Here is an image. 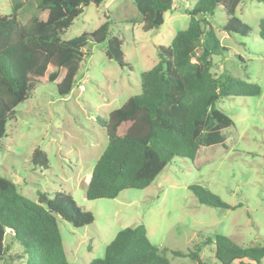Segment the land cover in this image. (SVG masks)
Masks as SVG:
<instances>
[{"label":"rangeland","instance_id":"374dc122","mask_svg":"<svg viewBox=\"0 0 264 264\" xmlns=\"http://www.w3.org/2000/svg\"><path fill=\"white\" fill-rule=\"evenodd\" d=\"M197 0H176L164 14V23L150 32L141 29L142 15L133 0H103L90 4L61 36L63 41L96 30L109 19L112 35L122 40L121 68L105 55L104 45L89 42L82 50L79 72L71 93L60 97L52 83L37 84L26 101L15 108L0 139V173L12 179L20 193L37 200V191L71 195L77 205L93 214L94 222L83 228L57 219L69 264H90L103 259L106 247L121 230L142 225L150 242L160 248L187 254L196 246L207 264H220L215 245H203L221 235L241 246L261 245L264 238V41L258 25L264 18V3L243 0L235 16L252 28L243 37L223 32L226 15L217 7L207 20L227 52L214 58L213 72L226 73L259 85L255 97L220 100L216 107L232 125L203 136L197 159L208 162L196 170L195 163L175 158L144 190L128 189L113 200L87 201L84 189L94 166L107 145L98 119L140 94V75L158 61L157 47H169L178 31L186 30ZM21 4L18 20L26 25L41 13L38 0H0V15L9 16ZM84 86L80 91L78 86ZM212 133L210 138L207 134ZM217 137L223 140L217 144ZM208 145V146H207ZM46 152V168L34 167L32 152ZM200 186L216 195L230 209L198 203L190 190ZM10 253L18 252L10 231L6 232ZM170 264H195L188 257L167 255ZM260 264H264V259Z\"/></svg>","mask_w":264,"mask_h":264},{"label":"trees","instance_id":"16d2710c","mask_svg":"<svg viewBox=\"0 0 264 264\" xmlns=\"http://www.w3.org/2000/svg\"><path fill=\"white\" fill-rule=\"evenodd\" d=\"M243 0H197L191 10L186 30L178 31L169 47H157V63L140 75V94L130 97L108 117L98 119L104 128L107 145L100 154L84 189L87 201L113 200L128 189L144 190L175 158L195 163L200 170L207 162L197 159L204 147L203 136L232 125L231 119L216 104L233 97H255L259 85L226 73L213 72L214 58L227 52L214 27L207 20L217 7L226 15L222 27L227 35L247 37L252 28L235 16ZM264 3V0H256ZM176 0H133L142 15L143 32L157 30L164 14ZM103 0H38L41 13L21 25L18 12L0 15V139L6 136L7 123L15 117V108L29 99L37 84L52 83L60 97L68 96L79 72L82 50L91 41L105 46L108 60L126 67L122 40L112 35L108 18L94 31L63 41L61 36L90 4ZM264 41V18L258 25ZM212 133L207 134L210 138ZM223 140L217 137V144ZM208 146V145H207ZM34 167L46 168V152L36 148L31 155ZM199 204L230 209L216 195L200 186H191ZM37 200L23 196L16 183L0 173V264H69L57 219L83 228L94 216L83 211L71 195H52L37 191ZM10 231L18 252L10 253L6 232ZM215 245L214 256L220 264H260L264 259L261 245L241 246L218 235L203 245ZM196 246L187 254L153 245L144 226L128 227L117 233L106 247L103 259L90 264H170L167 255L188 257L195 264L202 261Z\"/></svg>","mask_w":264,"mask_h":264},{"label":"built area","instance_id":"2783aa9c","mask_svg":"<svg viewBox=\"0 0 264 264\" xmlns=\"http://www.w3.org/2000/svg\"><path fill=\"white\" fill-rule=\"evenodd\" d=\"M78 88H79L80 91L84 90V86H82V85H79Z\"/></svg>","mask_w":264,"mask_h":264}]
</instances>
